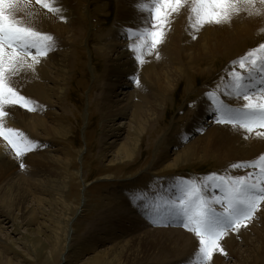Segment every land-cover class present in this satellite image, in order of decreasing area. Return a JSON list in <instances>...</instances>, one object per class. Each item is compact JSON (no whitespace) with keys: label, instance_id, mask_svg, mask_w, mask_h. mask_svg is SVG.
Returning a JSON list of instances; mask_svg holds the SVG:
<instances>
[{"label":"rangeland","instance_id":"rangeland-1","mask_svg":"<svg viewBox=\"0 0 264 264\" xmlns=\"http://www.w3.org/2000/svg\"><path fill=\"white\" fill-rule=\"evenodd\" d=\"M65 1L73 13L68 16L69 11H65L64 19L55 21L61 32L56 31L51 23L33 28L52 34L57 43L53 51L40 58L47 77L37 90L28 86L29 91H42L43 95L34 93L33 97L28 96L21 86L27 76L16 74L12 77V86L21 95L29 97L36 110L28 111L19 105L8 107L9 115L3 118L5 126L20 130L37 142L32 146L35 150L38 151L40 146L44 152L35 153L33 150L17 157L7 141L0 137V152L8 154L7 161L2 164L14 167V170H0V264H106L111 253L108 258L97 256L107 254L116 245L113 240L115 225L110 221L117 212L113 210L114 206H119L120 213L130 212L128 207H120L125 195H146L154 190L158 193L161 190L156 188L161 183L163 187L170 186L172 180L207 183L212 180L213 173L217 177L236 172V175H244V171L229 169L213 155L201 152L185 158L184 151H191L196 141H190L184 149L179 147L181 150L178 151L171 150L169 145L173 140H181L194 125L212 127V119L207 122L199 117L204 112L213 111L212 97H203L204 92L210 88L216 90L226 82L232 61L263 43L264 35L254 44L242 46L240 52L227 55L225 52L206 53L201 58H194L192 47L187 49L180 45L178 58L170 56L163 52L169 47L164 40L150 55L145 52L136 76L116 86L110 78L112 56L107 45L116 39L113 26L118 12L122 10V23L133 19L125 25L126 28L129 26L128 29L138 28L147 15L144 17L140 10L138 13L124 10L138 0H114L111 15L112 7L106 0ZM32 4L37 3L35 0H16L9 11L17 23H26L20 15L28 13L26 10ZM181 12L189 16L190 9ZM197 35L195 33V38L201 40ZM191 38V41H197ZM26 60L31 62L30 57ZM236 70L243 71L238 65ZM137 79L139 85L135 82ZM160 81L166 92H161ZM233 100L234 107H242L239 106L242 101L246 103L243 99ZM23 117L30 124L28 128L22 126ZM31 120L43 123L33 129ZM236 129L247 137L243 138L246 146H253L256 134L243 128ZM129 139L140 141L130 161L116 153L120 144ZM169 165L176 166L166 170ZM20 184L26 189L17 190ZM172 188L171 197H175L177 189L173 191ZM210 190H207L208 194ZM260 206L244 230H249L247 241L257 252L252 264H264V254L261 255L264 204ZM141 212L144 216L139 217L136 213L137 219L144 222L147 211L141 209ZM154 221L155 224L146 221L143 230L153 232L157 229L151 225H162ZM177 230L189 232L182 228L167 231ZM110 233L114 235L110 236ZM117 236L120 249L123 244L118 240L119 233ZM123 240L128 242L130 238L124 237ZM198 248L176 258L178 260L146 264H196ZM55 250L57 252L51 257L50 253ZM240 253L236 250L237 255L224 263L239 264L241 256L246 254L244 250ZM187 257L189 260L186 259L185 263Z\"/></svg>","mask_w":264,"mask_h":264},{"label":"snow or ice","instance_id":"snow-or-ice-1","mask_svg":"<svg viewBox=\"0 0 264 264\" xmlns=\"http://www.w3.org/2000/svg\"><path fill=\"white\" fill-rule=\"evenodd\" d=\"M35 2L64 19L59 0ZM257 2L264 5V0H190L188 27L192 29L193 38L205 25L230 23L241 11V4L251 9ZM15 3L16 0H0V137L7 141L17 157H21L35 150L32 146L37 142L18 129L6 127L3 118L9 115L7 108L13 105L28 111L36 108L29 97L21 95L12 86V77L25 66L35 71L33 65L39 64L40 58L53 51L57 43L52 34L17 23L9 11ZM188 3L189 0H138L139 10L148 15L140 27L127 32L130 39L134 37L140 41L130 44L140 63L144 62L146 51L150 55L164 42L173 14H179ZM256 11L260 14L259 9ZM26 57H30L33 63H27ZM237 65L242 72L236 70ZM228 76L223 93L208 94L214 100L216 122L243 128L248 133L255 131L258 138H264V43L232 61ZM135 82L140 83L138 79ZM241 98L246 101L242 107L229 103ZM229 169L253 171L243 176L226 174L217 177L213 173L212 180L207 183L190 182L177 186L180 195L171 203L173 215L179 218L177 226L193 232L199 240L196 264H209L216 252L224 253L220 241L227 231L247 227L248 221L264 204V153L251 160L233 163ZM209 187L213 193L219 189L220 195H209ZM215 205L222 210L218 211Z\"/></svg>","mask_w":264,"mask_h":264},{"label":"bare ground","instance_id":"bare-ground-1","mask_svg":"<svg viewBox=\"0 0 264 264\" xmlns=\"http://www.w3.org/2000/svg\"><path fill=\"white\" fill-rule=\"evenodd\" d=\"M64 1L65 0H59V6L64 9L63 12L69 11L68 16H71V14L73 13V9L72 7L70 9V6L68 5V3ZM37 6L39 7L37 8ZM190 6L191 4L189 0V3L186 4L185 8H183L182 10L190 9ZM240 7H241V11L238 14L233 16V19L231 20L230 23H222L219 25L217 24L205 25L200 30L201 32H196L198 33L197 36H199V38H201L202 41L197 40L195 38L197 40V41L194 40L195 42L190 40V38L193 35V32H192V29L188 27V16H186L183 12L179 14L174 13L173 22L171 23L170 29L167 31L166 36L164 38L165 40L164 43L169 47L165 48L163 52L168 53V55L170 56L177 57L178 51H179L178 45H180V47L182 48L186 46L188 47L187 49H190V47H192L191 50L194 51L193 52L194 58L198 56H200L201 58V56L206 53L216 55L217 53L225 52V55H227V53L229 54L232 52L233 53L240 52L242 46L249 45L253 43L254 41H258L259 39H261V36L264 35V5H261L259 4V2H257L255 5V8L249 9L247 8V6L243 4H241ZM257 9L260 10V14H257V11H256ZM124 10L128 12L132 11L131 13H135V11L137 12L139 10L138 3H136L135 5L129 8H124ZM27 11L28 13H22L20 15L24 19V22H26L25 24H20L21 26L38 29L42 27L44 23L45 24L51 23L54 26L56 31L61 32L60 28L58 27L60 25L57 22L55 23V21L62 20L60 19L59 15H55L53 13L48 12L45 8H43L39 4H36V5L32 4V6L29 9H27L26 12ZM63 12L61 13V15H63ZM249 12H251L252 14L250 15ZM141 13L144 15V17L148 15L147 12L142 11ZM122 18H123L122 10H120L118 12L115 25L113 26L115 33H116V39L112 40L107 45V49L110 53L106 50V47H105V50L112 56V59H111L112 69H111L110 78H111V81H113V85H116V86L120 84L121 82L130 80L132 77L136 76L137 71L141 67V63L136 59L135 53L130 48V44H138L140 43V41L138 39H135L134 37L130 39V34L127 32L129 26L128 28H126L125 26L127 22L129 23L133 19H127V21H123L122 23V20H121ZM138 19H136V21ZM14 20L16 21V18H14ZM143 21L144 20H142V22ZM135 25L134 27H136ZM210 27L213 29H211ZM126 34L128 35V38L126 37ZM257 47L258 46H256V48ZM200 61H198V66H200L199 64ZM30 63H33V62L31 61ZM34 65L36 66L34 67L35 71L25 66L17 73V74H23L24 76H27V78H24L21 82L22 91L28 96L32 95V97L34 93L36 94L42 93L43 95V92L42 91H37V92L29 91L28 86L31 87V89L35 87L37 90L38 85L42 82L44 78L47 77V70H45V68L42 67L43 66L42 61L39 64H34ZM152 77L153 76H150L151 79ZM228 80L229 78H227V81ZM227 81L223 82V84H221L222 83L221 82L220 83L221 85H219L216 88V90L208 88L209 91L204 92V94L202 93L203 97L204 96L210 97L208 94L212 92L223 93L225 90V85ZM258 83L259 81L257 80V84ZM159 85L162 87L161 92H166L163 86L164 83L160 81ZM210 100L211 102L214 103L213 99H210ZM232 102H235V101L234 100L230 101V103ZM243 103L244 102L242 101L239 104V106H243L244 105ZM206 104L209 105V102ZM152 108L153 107H151V110ZM156 108H158V104L156 105ZM199 117L201 120L203 118L207 120L208 119L211 120L212 118H214V113L213 111H210L208 113L204 112L200 114ZM22 120H23V124H22L23 128H28L27 125H30V124L26 123V117H23ZM214 122H216V120L210 123V125L212 126L210 128H205L201 125H194L187 135L185 132L186 136H184L181 140H178V141L173 140L170 143L169 146L171 147V150L178 151L180 148L184 149L187 147V144L193 140V141H196L194 145L195 147L191 151H189L188 149L184 151L183 156H185V158L189 156L193 157L197 155L198 153L202 152L201 154H204V155H208V156L213 155V157L216 158L218 162L226 163L227 164L226 167L228 168L233 163H236L239 161L251 160L252 158L257 157L260 154L264 153V138L257 137L253 139L252 141L254 142V144L253 146L249 145L251 147V149H249V146H246V143L243 139L245 137L244 134L239 133L238 130L234 128L232 125L227 124V127H216L217 125H215ZM30 123H32L31 125L34 129L37 126H40V124H42L43 122L41 123V121L36 122L35 120H31ZM139 146H140L139 140L138 141L132 140V139L126 140L122 142L120 146L118 147L116 151L117 156L130 161L131 158H133V156L135 155L134 153H136ZM181 146H184V147H181ZM188 148H191V146ZM35 151H36L35 153H42L44 152V148L38 146V151L37 149ZM4 153L0 152V170H4V169L14 170V167L9 168L5 164H4L5 166L2 164L3 161H7L8 154L6 155ZM175 154H178V153H175ZM174 166L176 165H169V166H166L165 169L169 170ZM240 170L244 171L243 172L244 175H246V173L248 172L253 171L251 169H240ZM169 184L170 186H174V187L173 188L170 186L163 187L164 184L161 183L159 187L156 188V189L161 190V192L155 193V190H154L153 193H149L146 195L145 194L137 195L138 194L137 193L135 195H132L131 197H125L126 195L122 197L121 199L122 202H120V207L121 206L128 207V210L130 212L126 214L120 213L118 212L120 211V208H118L119 206H114L113 210L117 211V212H114L113 214L114 217H111L112 218L111 221L109 218L108 219L105 218L106 221L109 220L110 222H112L111 224L115 225L114 229L116 231L115 232L116 234L113 240L116 241V245L115 247L110 248V252H108L107 254L105 252L99 253L97 258H101V256H107L108 258V255L111 253V258L106 260V264H146L148 262L158 263L159 261L160 262L171 261L173 259L180 258L181 256L183 257L187 255V252L191 251L192 249L196 250V248L199 246V240L193 232L189 231L188 232L190 234L189 235L188 233H182L183 231L180 232L178 230L177 231H167L169 229H165V228H160V229L156 228L157 230H154L153 232H145L142 227L146 221L143 222L140 219L139 220L137 219L138 215L139 217L140 215H142L141 209L143 206L148 205L153 208L159 209L162 204H169V203L171 204V202H168V201L173 199L172 197L174 196L171 197L170 188H172L174 191L175 188L177 189L178 185L181 186L185 183L184 182L179 183V180H172L170 181ZM20 188L23 190L26 189L22 184L16 187L17 190H20ZM210 188L211 187H209V189ZM216 190H217V192L215 191L216 196H219L220 195L219 189H216ZM176 193L180 195L178 191H176ZM209 195H215V194L213 193L212 190H210ZM177 196L174 197L175 200ZM216 208H219L217 209L218 211L222 210L220 206ZM148 214H150V216L148 217V219L150 220H147V222L150 223L156 220L157 222H159V224H162L158 226L167 225L168 221H166L164 218L165 216L164 211L152 210V213H148ZM170 217L178 218L175 215H173V213L170 215ZM261 217L262 218L264 217V212L262 213ZM245 229L246 227H241L239 228L238 231L234 229L227 231L224 238L220 241V246L224 249V253L216 252L212 258V261H211L212 264H225L224 261L226 259H233L234 256L237 255L236 250L239 253L242 252V250H244V252L246 253L245 255L241 256L240 258L241 260L239 261L240 262L239 264H252L253 263L254 255H256L257 252L253 251L252 248H250V244L247 241L248 234H246L249 232V230L244 231ZM118 233H119L118 240H121L120 242L121 244H123L120 249H118L119 243L117 242V239H116V237H118L117 236ZM111 234L113 233H110V236ZM262 235L264 238V233H262ZM124 237L130 238V240L126 242L125 240H123ZM56 252H57L56 250L52 251V253H50L51 257H54V254ZM263 254H264V245L261 250V255ZM186 259L189 260V257L185 258V263H186Z\"/></svg>","mask_w":264,"mask_h":264}]
</instances>
